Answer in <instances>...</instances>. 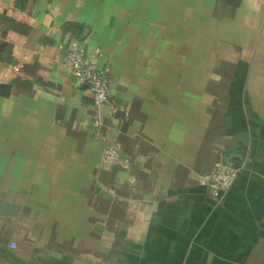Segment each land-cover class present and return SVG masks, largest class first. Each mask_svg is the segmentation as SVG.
Returning <instances> with one entry per match:
<instances>
[{
  "label": "crops",
  "instance_id": "crops-1",
  "mask_svg": "<svg viewBox=\"0 0 264 264\" xmlns=\"http://www.w3.org/2000/svg\"><path fill=\"white\" fill-rule=\"evenodd\" d=\"M73 44L115 114L61 65ZM5 84L0 264H264V0H0Z\"/></svg>",
  "mask_w": 264,
  "mask_h": 264
},
{
  "label": "built area",
  "instance_id": "built-area-1",
  "mask_svg": "<svg viewBox=\"0 0 264 264\" xmlns=\"http://www.w3.org/2000/svg\"><path fill=\"white\" fill-rule=\"evenodd\" d=\"M59 49L62 52L61 65L68 70L72 80L77 85L87 87L92 96V104L99 120L103 109L108 108L113 115L117 112V106L110 95V84L108 70H98L89 64L84 57V49L73 44L68 48ZM102 163L104 167H122L127 164L126 159L120 154L119 148L114 144L105 145L102 153ZM239 169L231 166H218L201 176L198 184L208 190L212 197L218 198L227 191L234 183ZM11 250L16 249L14 243H10Z\"/></svg>",
  "mask_w": 264,
  "mask_h": 264
},
{
  "label": "water",
  "instance_id": "water-1",
  "mask_svg": "<svg viewBox=\"0 0 264 264\" xmlns=\"http://www.w3.org/2000/svg\"><path fill=\"white\" fill-rule=\"evenodd\" d=\"M10 90V85H0V95L1 96H7ZM232 163L234 164V167L237 168L236 164L234 163V160H232ZM16 208L13 206H9L5 204L4 202H0V214L1 215H12L15 212Z\"/></svg>",
  "mask_w": 264,
  "mask_h": 264
}]
</instances>
